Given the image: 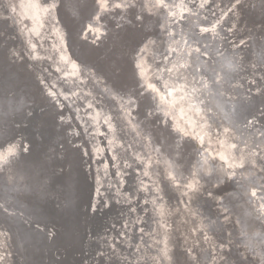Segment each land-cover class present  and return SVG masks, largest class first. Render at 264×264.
<instances>
[{"label": "bare ground", "instance_id": "obj_1", "mask_svg": "<svg viewBox=\"0 0 264 264\" xmlns=\"http://www.w3.org/2000/svg\"><path fill=\"white\" fill-rule=\"evenodd\" d=\"M4 1L5 8L0 11V264H62L68 252L71 264H89L94 239L113 217V202L106 193L96 190L93 203H86L87 182L83 198L76 191L70 195L62 186L61 172L73 171L71 177L77 179L81 168L82 177L96 182L99 188L100 180H92L98 159L107 146H115L112 140L119 137L124 144L118 152L126 151L121 153L131 157L128 165L133 173L128 184L137 189L140 173L136 170L144 168L153 182L155 197L150 206L156 217V234L151 243L157 246L159 242L153 262L197 264L195 249L212 242L218 247L223 243L231 247L224 254L218 253L213 264H264V199L262 204L253 203L262 194L254 191L250 196L243 188L238 191L234 187L238 180H233L231 192L220 201L214 200L215 186L228 176L219 173L215 159L194 150L185 130L183 118L187 116L182 117L181 109L201 115L208 110L200 73L192 59L196 49L185 44L180 26H170L174 10L186 15V0H64L70 14L85 26L71 34L60 15V0L54 9L46 7L47 0ZM199 1L207 6L212 0ZM220 2L224 4V0ZM248 2L249 6L245 2L242 7L238 2L228 15V9L224 10L222 22L235 35L245 33L249 48L236 52L235 70L239 72L231 86L238 90L235 94L239 100L245 99L252 106L264 101L259 100L264 98V86L246 95L241 91L246 78L242 73L247 67L255 80L264 81V0ZM81 3H91L94 12L83 17ZM109 14L116 23L114 30L105 18ZM205 23L208 26L198 29L200 33L213 31V39L222 37L221 27ZM130 29L144 33L131 51L138 79L136 86L120 90L95 60L78 52L75 37L99 44L108 41L110 50L127 48L132 43ZM196 38L197 42L201 39ZM65 50L75 61L69 73L64 69ZM219 52V62L215 60L216 65L211 63L212 67L206 68V78L215 72L221 74L225 59L231 58L223 47ZM168 68L185 76L180 82L184 92L177 99L173 98L177 87L168 88ZM232 73L227 72L228 78H233ZM94 95L98 102L93 100ZM104 115L112 128L106 145L100 141L96 127ZM80 133L82 137L76 139ZM212 154L217 157L219 147L212 149ZM248 156L237 142L230 141L220 157L242 161ZM228 175L237 179L234 172ZM98 198L104 209L93 212ZM216 204L220 208L217 213ZM258 204L263 220L256 215ZM65 205L72 211L63 209ZM50 225L54 234L44 230Z\"/></svg>", "mask_w": 264, "mask_h": 264}, {"label": "rangeland", "instance_id": "obj_2", "mask_svg": "<svg viewBox=\"0 0 264 264\" xmlns=\"http://www.w3.org/2000/svg\"><path fill=\"white\" fill-rule=\"evenodd\" d=\"M58 1L59 0H47V2L44 4L47 8L54 9L58 5ZM112 1L119 2L120 0ZM139 1L140 0H137L138 3ZM173 1L175 0H166L164 2L173 3ZM212 1L207 2V6L203 4L204 6L202 5V7V1L200 2L199 0H196L195 2V0H186V15H179L178 13H176V10H174V12H172L170 16V26L175 29L180 26L181 31L183 32L185 44L191 47L193 50L196 49V55L194 54L195 56L192 59H194V64L196 65L200 73L199 82H202L200 84L203 86L202 89H204L202 97L206 102V108L208 109L206 110V113L204 115L196 114L187 108L181 109L180 112L182 113V117L187 116L186 118H183V122L184 126L187 125L185 126V130L190 135L192 143L196 142V146L193 144L194 150L199 151L203 156L207 155L209 159H215L218 165L217 167L219 173L228 176L222 179L219 184L215 186L214 200L220 201L221 198L227 196L231 192V189L229 188L231 182L233 183V180H238V182L235 183L234 187H236L238 191L243 188L250 196H252V194L255 195L254 191L259 192L260 194H262L261 199L258 201H254L253 203L262 204V201L264 199V101L258 105L248 106V103L244 101L245 99L239 100L236 96L235 93L238 90H236L234 86H231V84H233V82L237 80V72H239L235 70V63L238 64L236 52H239L240 50H246L247 48H249V45L246 42L247 39H245L244 37L245 33L243 34L241 32L240 35H235L233 34V31L230 30V28L227 29V26H224V21L222 22V20H224L223 18H225L224 10L228 9L226 12V15H228L229 11H232L234 9V5H236L238 2H241L239 3V6L241 7L245 5V2L247 6H249L248 1L250 0H224V4L223 2H220V0ZM4 8L5 1L0 0V11H3ZM43 9L45 10L44 7ZM119 13L122 14V12L120 11ZM207 13L209 16H207ZM213 13L214 15H216L213 16ZM238 14L240 15V13ZM105 18L108 20V23H110L109 25H111V29L114 30V28H116V23L115 20H113V16H110L109 14ZM219 18L221 19L219 20ZM211 19H214L213 22ZM209 21L210 24L212 23L216 25V28L221 27L220 34L222 35V37L213 39L210 36H213V31H211V33L199 32L198 29L208 26L205 22L209 24ZM257 25L260 26V23ZM144 28L146 27L144 26ZM225 28L227 33L225 32ZM228 31L231 33V35H229ZM194 34H196V36ZM226 35H228V38H226ZM199 37L201 39L197 42L195 38L198 39ZM202 37L204 38L202 39ZM226 40L229 43H227ZM231 42L235 44L231 45ZM220 47H223V51H226L229 54L227 55L231 56V58L225 59L226 61L223 65V72L221 73L220 71L221 74H217L215 72V74L212 73V75L208 74L206 78V68L210 69V67H212L211 63L213 65H216L214 61H218ZM63 55H65L64 58L66 63L64 69L65 72L69 73L73 66H75V61L70 56L69 52H66V50ZM110 58L109 61H111ZM228 65L231 66V68H229ZM213 67L217 68L216 66ZM225 68L227 69L226 71ZM213 69L214 68H212V70ZM171 70L174 72H171L170 68L167 69L168 76L171 82V84H169L170 86L168 85V88L171 86L177 87L176 95L173 97L177 99L179 94H182L184 92L183 88L180 87V82L185 79V76L172 68ZM243 70L244 73L242 74L246 78L243 81L244 84L241 91L246 95L251 96L254 90L263 88L264 81L255 80L254 75L250 72L249 69H247V67L243 68ZM233 71L235 74L232 73ZM227 72L232 73L233 78H228ZM226 76L227 78H225ZM208 79L209 81L207 82ZM204 81L206 84L204 83ZM221 91L224 96L222 94L220 95ZM233 95L235 96L233 97ZM246 95L244 96L245 98ZM118 98L121 99L122 97L119 96ZM175 99H172V101H174ZM217 99L221 100L222 102H218ZM262 99L264 100V98H261L259 100ZM93 100L95 102H98V97L94 95ZM237 106H240L241 109L238 110L236 108ZM208 117H210L211 119ZM189 118H191V121L188 120ZM205 121L208 123H206ZM186 122L189 124H187ZM96 127L99 131L100 141L103 143V145H106V141L111 135L112 131V128L108 127L107 125L106 115L102 116L101 119L97 121ZM202 131L204 132L202 133ZM209 136L211 137L209 138ZM80 137H82L81 133L77 136L76 139ZM119 138L120 139L112 140L115 143V146L112 147V149L108 146L106 147L103 155L99 157L98 166L93 173L96 181L100 180L101 182L99 188L97 187V185L96 188L94 186L95 192L96 190H98L103 192V194L106 193L110 197L113 202L114 212L109 225L104 228L102 233H100L94 239L95 246L88 253V263L156 264L152 261V256L159 249V242L157 246H153L151 243L154 235L156 234V217L150 206L151 200H153L155 197V191H153V182L150 181V179L147 177L148 172L145 170L146 168H144V170L142 169L141 171L136 170L138 171V173H140V175L138 174L136 178L137 189H134L131 185L128 184V177H131V174L133 173L130 170L132 166L128 165L131 157H128V154H122L126 151H121L122 153L120 151L118 152L119 148L124 144H122L123 138ZM228 138H230V140ZM227 141L237 142V144L242 147V149H244V152L249 154L248 158L241 161L230 157H220L225 151V145L228 143ZM215 147H219L218 155L220 156H213L212 149H215ZM208 149H210V154ZM203 150H205L206 154L203 152ZM107 162L109 163L108 165L106 164ZM228 172H234V176L237 177V179L232 177V175H228ZM143 187H147L148 190L144 191ZM95 196L96 193L94 194L90 203H93ZM215 207L217 208L215 209V212H219L220 208H218V204H216ZM256 208L257 217L260 216L263 220L262 212H259L258 210L261 208L259 204ZM102 209H104L102 199L98 198L96 205L93 207V212L100 211ZM44 230L48 234H54V227L51 225L44 227ZM204 231L207 234L208 231L206 229ZM230 248V246L224 243L219 247L218 244L212 242L209 245L202 244L195 249V261L197 264H213V262L216 260L215 256L219 255L218 253L221 254L223 252L224 254ZM254 263L257 264V262L255 261ZM80 264L82 263L80 262Z\"/></svg>", "mask_w": 264, "mask_h": 264}, {"label": "water", "instance_id": "obj_3", "mask_svg": "<svg viewBox=\"0 0 264 264\" xmlns=\"http://www.w3.org/2000/svg\"><path fill=\"white\" fill-rule=\"evenodd\" d=\"M64 0L59 1V7L60 8V15L64 17L67 21L68 28L70 29L69 33H73L76 30L77 31H82L84 30L85 26L81 21H78L75 19V16L70 14V11L66 6L63 4ZM82 7V15L83 17H87L91 15L94 10H93V5L91 3L88 4H83L81 3ZM69 22V23H68ZM131 36H132V43L126 47L122 46H116L114 49L110 50L108 41H106L103 44L99 43H94L89 41L88 39H80V37H75V41L79 43L78 45V52L83 54L85 57L90 58L95 60V63L97 64L98 68L100 70H104L108 72V75H110V78L115 79L114 85L120 89V90H126V88L130 85H134L136 83V80L138 79L135 74V68L133 66L132 60H131V51L141 42L142 38L144 37V33L140 30L137 29L132 30L130 29ZM111 57V58H110ZM109 61L108 62V60ZM260 60V57H259ZM136 86V85H134ZM145 106H148V103H145ZM147 107H144L143 112H147ZM170 132L172 133L171 129ZM173 134V133H172ZM193 144L196 146V142H193ZM37 146V145H36ZM35 148V147H34ZM64 165L65 162H64ZM69 170V169H68ZM67 172V171H66ZM73 171L69 172V174H66L65 172H61L62 174V186L67 188V192L70 193V195H73V192H77L78 196L83 198L85 195V182L88 183L89 189H86V196H85V201L86 203H90L92 201V198L94 194L96 193L94 190V186L97 185L96 182L89 181V178L87 177H82V171L81 168H78V177L77 179H74L71 177ZM71 177V179L67 176ZM69 178V181H68ZM92 178L95 179V176L92 175ZM87 180V181H86ZM98 181V180H97ZM95 183V184H94ZM87 187V185H86ZM87 197V198H86ZM87 199V200H86ZM75 202V200H74ZM71 202L68 203V205L71 206ZM68 205H65L63 209L68 210L70 207H66ZM72 209H69L68 212H71ZM56 226V225H55ZM57 227V226H56ZM59 228V227H57ZM68 252V251H67ZM69 254L66 255V258L62 262V264H71L70 263V252ZM78 260H80V256L78 255Z\"/></svg>", "mask_w": 264, "mask_h": 264}]
</instances>
